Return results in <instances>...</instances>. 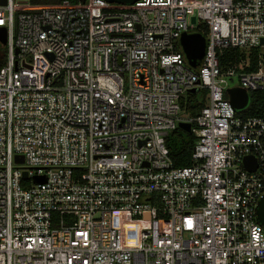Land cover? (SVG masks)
<instances>
[{"label": "built area", "instance_id": "built-area-1", "mask_svg": "<svg viewBox=\"0 0 264 264\" xmlns=\"http://www.w3.org/2000/svg\"><path fill=\"white\" fill-rule=\"evenodd\" d=\"M0 27V264H264V107L239 117L227 94L264 91V0H7ZM230 49L246 58L222 66ZM193 88L208 101L181 116ZM181 121L187 167L166 143Z\"/></svg>", "mask_w": 264, "mask_h": 264}, {"label": "trees", "instance_id": "trees-1", "mask_svg": "<svg viewBox=\"0 0 264 264\" xmlns=\"http://www.w3.org/2000/svg\"><path fill=\"white\" fill-rule=\"evenodd\" d=\"M34 5L41 4H59L64 1L77 2V0H28ZM259 49H254L250 55V65L245 66V71H254L257 69ZM7 48L0 44V68L6 62ZM246 58L243 51L239 49L226 50L221 56L222 66H227L229 63H238ZM198 92L187 93L180 101L181 111L184 117H195L205 106L207 93ZM250 101L248 106L237 112L239 117L259 116L264 107V91H250ZM196 135L193 132H188L180 127L175 128L167 137L166 143L170 151V156L175 167H187L192 165V153L196 144Z\"/></svg>", "mask_w": 264, "mask_h": 264}, {"label": "water", "instance_id": "water-1", "mask_svg": "<svg viewBox=\"0 0 264 264\" xmlns=\"http://www.w3.org/2000/svg\"><path fill=\"white\" fill-rule=\"evenodd\" d=\"M84 1V0H83ZM108 3H116L120 5H133L139 0H105ZM7 0H0V4L5 5ZM195 20V19H193ZM0 43L6 45L7 43V30L3 27H0ZM264 44V39L261 41ZM181 45L184 49V52L189 60V64L195 68H198L201 64L202 59L205 56L206 52V39L205 36L199 32L185 33L181 38ZM191 92H197V88H193ZM227 94L230 100V103L234 109L238 112L245 109L250 101V93L243 87H229L227 88ZM179 127L188 132L192 131L191 123L181 121ZM252 157L245 158V166L252 168ZM17 162H23V157H17ZM27 176V173L24 172V177ZM37 182H41L42 179H37ZM256 215L258 221L264 226V198L261 199L258 203Z\"/></svg>", "mask_w": 264, "mask_h": 264}, {"label": "rangeland", "instance_id": "rangeland-1", "mask_svg": "<svg viewBox=\"0 0 264 264\" xmlns=\"http://www.w3.org/2000/svg\"><path fill=\"white\" fill-rule=\"evenodd\" d=\"M261 50L264 53V46H261ZM239 85V78L238 77H233L231 79H229V86L230 87H237ZM203 93V90H201L200 94ZM208 101V99L206 100ZM181 116H184V114L181 111Z\"/></svg>", "mask_w": 264, "mask_h": 264}]
</instances>
